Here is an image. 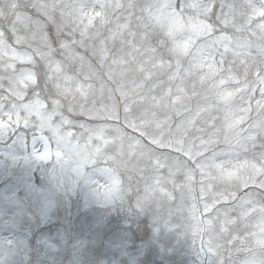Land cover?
Masks as SVG:
<instances>
[{
    "label": "rangeland",
    "instance_id": "rangeland-1",
    "mask_svg": "<svg viewBox=\"0 0 264 264\" xmlns=\"http://www.w3.org/2000/svg\"><path fill=\"white\" fill-rule=\"evenodd\" d=\"M12 162L110 177L170 264H264V0H0Z\"/></svg>",
    "mask_w": 264,
    "mask_h": 264
},
{
    "label": "clouds",
    "instance_id": "clouds-1",
    "mask_svg": "<svg viewBox=\"0 0 264 264\" xmlns=\"http://www.w3.org/2000/svg\"><path fill=\"white\" fill-rule=\"evenodd\" d=\"M3 23L6 27L8 19ZM38 163L46 171L54 167ZM37 175L40 176L38 172ZM43 183L45 186H56L47 176L43 178ZM54 199L55 206L50 217L54 229L49 231L47 225H42L44 231L37 232L35 227L25 225V229L32 227V231L37 233L30 244L20 247L15 243L14 233L6 226L0 227V237H3L0 248L3 249L6 264L8 261L11 264H130L132 261L134 264H170L171 258L151 242L150 232L141 234L132 227L135 217L110 211L120 207V197L110 177L68 176L56 188ZM81 225L85 230H81ZM88 228H98L99 231L92 234L86 231ZM114 228L117 231L112 232L109 240L126 238L129 242L128 255H121L111 244L100 247L104 243V234ZM9 238H12L11 241ZM84 239H90L89 247L84 246Z\"/></svg>",
    "mask_w": 264,
    "mask_h": 264
},
{
    "label": "snow or ice",
    "instance_id": "snow-or-ice-1",
    "mask_svg": "<svg viewBox=\"0 0 264 264\" xmlns=\"http://www.w3.org/2000/svg\"><path fill=\"white\" fill-rule=\"evenodd\" d=\"M58 187L57 184L55 187L45 186L43 177L27 168H21L15 162L0 166V227L6 226L12 231L15 235V243L20 247L30 244L37 234L32 231V227L25 229V225L35 227L37 232L44 231L42 225H47L49 231L54 229L50 223V217L51 210L55 206L54 196ZM68 212L70 219V206ZM81 230H85L84 225H81ZM86 231L94 234L99 229L88 228ZM116 231L117 229L114 228L111 232H106L104 243L100 247H107L111 244L121 251L116 247L119 244L127 252L128 247H124L126 238L109 240L112 232ZM2 239L3 237H0V240ZM9 239L11 241L12 238ZM91 243L94 244L95 241L92 240ZM83 244L89 247L90 239H84ZM9 246L11 247V243ZM0 256L3 257L0 258V264H6L2 248H0ZM7 264H11V261Z\"/></svg>",
    "mask_w": 264,
    "mask_h": 264
},
{
    "label": "bare ground",
    "instance_id": "bare-ground-1",
    "mask_svg": "<svg viewBox=\"0 0 264 264\" xmlns=\"http://www.w3.org/2000/svg\"><path fill=\"white\" fill-rule=\"evenodd\" d=\"M215 182V181H214ZM215 184V183H214Z\"/></svg>",
    "mask_w": 264,
    "mask_h": 264
}]
</instances>
